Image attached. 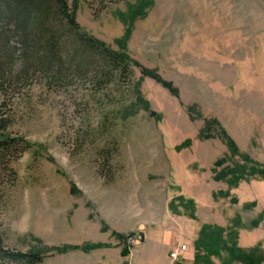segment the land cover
<instances>
[{"label": "rangeland", "instance_id": "rangeland-1", "mask_svg": "<svg viewBox=\"0 0 264 264\" xmlns=\"http://www.w3.org/2000/svg\"><path fill=\"white\" fill-rule=\"evenodd\" d=\"M139 2L78 0L76 19L121 51V15ZM140 12L123 49L131 75L100 88L93 75L38 73L0 98L18 144L0 152V246L108 245L40 264H264V0H154ZM208 119L218 126L201 138ZM209 228L220 237L199 246Z\"/></svg>", "mask_w": 264, "mask_h": 264}, {"label": "trees", "instance_id": "trees-1", "mask_svg": "<svg viewBox=\"0 0 264 264\" xmlns=\"http://www.w3.org/2000/svg\"><path fill=\"white\" fill-rule=\"evenodd\" d=\"M139 1L135 12L129 8L126 15H121L127 28L124 37L117 41L122 50L117 51L81 28L75 14L78 0H74L72 8L68 0H0V98L9 93L8 86L11 87L14 81L20 82L25 80L23 78H30L38 73L53 84L66 80L65 74L70 72L71 75L77 76L93 75L100 88L118 78L124 79L131 75V61L123 49L131 34L133 22L146 15V12H140V9L144 5L148 8L154 5V0ZM138 66L141 67L139 64ZM141 70L144 76L161 82L173 93L177 92L172 84L164 81L155 70L146 67H141ZM195 108L197 109V106L190 107V112L195 111ZM8 126L7 118L0 120V152L3 153L9 152L13 145H18L17 140L11 138L5 131ZM216 126H218L216 119L206 120L200 137H211ZM222 133L231 152L251 161L249 156L240 153L234 140L226 135L224 130ZM216 164L221 165L222 162ZM239 169L244 171L243 167ZM222 176L223 174H218L217 178ZM208 230L202 240L197 242L199 246H210L215 234L216 237L221 235V231L216 228ZM117 236L124 238L121 234ZM105 247L108 245L87 243L82 246L56 248L55 252L65 253L72 250L89 252ZM53 253L43 249H35L28 253L12 252L0 246L1 261L19 264H40Z\"/></svg>", "mask_w": 264, "mask_h": 264}, {"label": "built area", "instance_id": "built-area-1", "mask_svg": "<svg viewBox=\"0 0 264 264\" xmlns=\"http://www.w3.org/2000/svg\"><path fill=\"white\" fill-rule=\"evenodd\" d=\"M186 246H182L181 249L176 250L175 252H173L171 255L174 259H177L179 257V254L181 253V251L185 250Z\"/></svg>", "mask_w": 264, "mask_h": 264}, {"label": "water", "instance_id": "water-1", "mask_svg": "<svg viewBox=\"0 0 264 264\" xmlns=\"http://www.w3.org/2000/svg\"><path fill=\"white\" fill-rule=\"evenodd\" d=\"M155 115V112L151 111L150 112V116H154ZM144 240V236L142 235V241Z\"/></svg>", "mask_w": 264, "mask_h": 264}]
</instances>
